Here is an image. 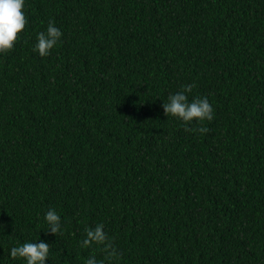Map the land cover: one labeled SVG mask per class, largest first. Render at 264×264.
Wrapping results in <instances>:
<instances>
[{
  "label": "trees",
  "instance_id": "obj_1",
  "mask_svg": "<svg viewBox=\"0 0 264 264\" xmlns=\"http://www.w3.org/2000/svg\"><path fill=\"white\" fill-rule=\"evenodd\" d=\"M0 53V264L25 241L85 264H264V0H26ZM49 20L61 41L33 51ZM212 121L163 103L184 85ZM55 207L62 235L43 221Z\"/></svg>",
  "mask_w": 264,
  "mask_h": 264
},
{
  "label": "clouds",
  "instance_id": "obj_2",
  "mask_svg": "<svg viewBox=\"0 0 264 264\" xmlns=\"http://www.w3.org/2000/svg\"><path fill=\"white\" fill-rule=\"evenodd\" d=\"M25 3L26 0H0V53L12 50L18 34L25 29L28 23L24 11ZM62 36L61 29L55 26L53 20H49L46 31L37 33L33 51L41 57H47L61 41ZM194 87L195 84H187L181 91L169 94L163 103V110L167 117L171 115L182 121L186 131L203 134L208 132L207 127L189 129L187 125L193 122L212 121L215 110L207 97H194L189 100L188 94L192 93ZM43 221L52 234H63L65 223L55 207L46 211ZM80 246L82 248L96 246L103 253V259H97L95 255H91L86 258L85 264H118L120 259V253L111 242L102 223L85 229V237L80 241ZM9 254L13 260L21 259L26 264H46L50 257V244L44 240L38 243L25 241L12 247Z\"/></svg>",
  "mask_w": 264,
  "mask_h": 264
}]
</instances>
